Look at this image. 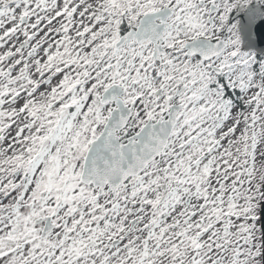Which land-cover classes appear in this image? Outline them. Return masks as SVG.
Segmentation results:
<instances>
[{"label": "snow or ice", "instance_id": "6c2138e0", "mask_svg": "<svg viewBox=\"0 0 264 264\" xmlns=\"http://www.w3.org/2000/svg\"><path fill=\"white\" fill-rule=\"evenodd\" d=\"M0 264H264V0H0Z\"/></svg>", "mask_w": 264, "mask_h": 264}]
</instances>
